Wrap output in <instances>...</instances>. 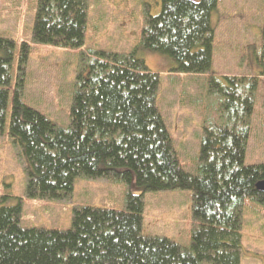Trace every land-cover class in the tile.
<instances>
[{
    "label": "trees",
    "instance_id": "1",
    "mask_svg": "<svg viewBox=\"0 0 264 264\" xmlns=\"http://www.w3.org/2000/svg\"><path fill=\"white\" fill-rule=\"evenodd\" d=\"M90 0H38L34 39L42 44H84ZM220 0H161L149 14L141 45L175 61L173 70L208 73L214 64L215 16ZM15 42L0 37V135L9 102V65ZM29 45L22 46L24 73ZM78 76L70 125L61 128L24 104L16 90L9 135L27 158L26 193L31 198H65L78 176L107 178L141 189L128 191L124 210L75 208L71 228H25L22 202L0 206V264H241L243 204H264L256 184L264 162L246 164V154L264 77V23L259 70L255 75H212L211 91L220 95L222 120L205 127L199 172L183 169L164 117L156 103L159 74L135 48L127 54L102 52ZM135 178V181H134ZM193 192L199 226L190 244L144 235L148 192Z\"/></svg>",
    "mask_w": 264,
    "mask_h": 264
},
{
    "label": "rangeland",
    "instance_id": "2",
    "mask_svg": "<svg viewBox=\"0 0 264 264\" xmlns=\"http://www.w3.org/2000/svg\"><path fill=\"white\" fill-rule=\"evenodd\" d=\"M147 4L150 15L161 11V0H90L84 44L62 47L34 39L38 0H0V37L15 42L9 65L10 82L5 86L9 90L6 127L0 135V206L5 194L9 195L8 205L21 201L23 227L67 230L71 228L75 208L124 210L128 191L139 194L141 189L135 182L129 185L107 178L78 176L71 194L65 198L28 197V161L9 135L16 90H23L20 98L24 104L61 128H67L82 69H89L95 58H106L102 52L127 54L137 48L149 69L159 74L156 103L180 163L186 171L197 174L205 127L222 120L220 95L210 87L212 75L251 76L258 72L264 0H220L215 16L214 64L208 73L176 72L172 57L141 45ZM24 43L29 45V56L23 73L20 66L24 64L21 60ZM245 161L246 164L264 162V77ZM192 207L191 190L148 192L143 214L144 235L169 237L189 245L193 231L199 226ZM242 215L241 264H264V204L247 198Z\"/></svg>",
    "mask_w": 264,
    "mask_h": 264
},
{
    "label": "water",
    "instance_id": "3",
    "mask_svg": "<svg viewBox=\"0 0 264 264\" xmlns=\"http://www.w3.org/2000/svg\"><path fill=\"white\" fill-rule=\"evenodd\" d=\"M256 187L259 191L264 193V179L257 182Z\"/></svg>",
    "mask_w": 264,
    "mask_h": 264
}]
</instances>
